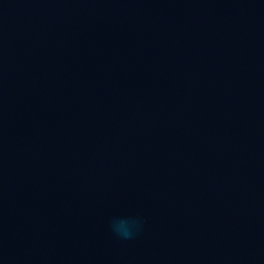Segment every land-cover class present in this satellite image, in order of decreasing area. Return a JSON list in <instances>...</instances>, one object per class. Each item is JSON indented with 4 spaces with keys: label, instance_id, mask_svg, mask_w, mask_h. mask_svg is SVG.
I'll use <instances>...</instances> for the list:
<instances>
[{
    "label": "water",
    "instance_id": "water-1",
    "mask_svg": "<svg viewBox=\"0 0 264 264\" xmlns=\"http://www.w3.org/2000/svg\"><path fill=\"white\" fill-rule=\"evenodd\" d=\"M0 264H264V0H0Z\"/></svg>",
    "mask_w": 264,
    "mask_h": 264
},
{
    "label": "clouds",
    "instance_id": "clouds-1",
    "mask_svg": "<svg viewBox=\"0 0 264 264\" xmlns=\"http://www.w3.org/2000/svg\"><path fill=\"white\" fill-rule=\"evenodd\" d=\"M143 224L140 217L116 218L111 222V231L118 239L127 241L139 234Z\"/></svg>",
    "mask_w": 264,
    "mask_h": 264
}]
</instances>
